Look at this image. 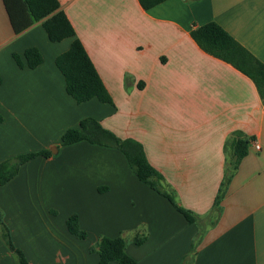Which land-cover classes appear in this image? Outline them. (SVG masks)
<instances>
[{"label":"crops","instance_id":"obj_1","mask_svg":"<svg viewBox=\"0 0 264 264\" xmlns=\"http://www.w3.org/2000/svg\"><path fill=\"white\" fill-rule=\"evenodd\" d=\"M59 1L113 103L78 104L69 96L56 58L73 39L50 42L41 22L14 34L0 0V163L52 153L0 186L2 220L16 246L31 264H99L89 252L92 235L131 234L126 251L136 264H183L203 222L192 264H264V103L250 78L191 36L215 22L264 63V0H168L148 11L138 0ZM31 47L44 58L35 69L24 57ZM86 118L141 143L198 223L142 183L118 149L62 145ZM238 132L253 140L214 208L233 162L226 142ZM72 214L88 239L68 232ZM16 263L0 238V264Z\"/></svg>","mask_w":264,"mask_h":264},{"label":"trees","instance_id":"obj_2","mask_svg":"<svg viewBox=\"0 0 264 264\" xmlns=\"http://www.w3.org/2000/svg\"><path fill=\"white\" fill-rule=\"evenodd\" d=\"M168 0H138L145 10H151ZM14 34L19 35L36 23L41 22L48 39L52 43L73 39L70 48L56 58V66L64 76L66 91L78 104L97 99L103 104H112V97L106 89L94 63L81 40L76 38L75 28L67 14L61 9L59 0H2ZM191 36L198 46L206 53L216 57L240 71L250 78L264 103V63L258 60L250 51L236 41L219 24L210 22L203 26L195 27ZM14 60L20 68L24 67L21 57L13 54ZM24 57L27 66L35 69L42 65L44 58L41 52L35 48H28ZM241 133H235L226 142L225 151L232 154L233 162L228 168L222 188L215 200L214 208H217L225 193V186L230 176L237 170L241 161L248 155L250 142ZM81 141L91 144L115 148L124 154L131 169L137 178L151 187L170 203L185 217L190 224H197L196 215L178 205L174 194L168 189L162 174L148 161L141 143L134 139H121L112 131L104 128L94 118H86L81 121L79 128L69 129L62 137V145H72ZM49 158L52 153L49 150L22 154L0 163V186L8 184L18 176L23 165L37 157ZM105 189H100L104 191ZM56 214L55 211H52ZM68 232L78 240H86L89 233L81 229L79 216L72 214L67 222ZM146 234L135 239V244L141 246L147 239ZM0 238L8 249L17 256L16 264H31L24 252L16 248L9 228L2 220L0 212ZM127 240L123 235L117 238L100 237L97 243L89 248L90 253H96L99 264H136L126 251ZM196 246L192 245L190 256L186 257L183 264H192Z\"/></svg>","mask_w":264,"mask_h":264},{"label":"rangeland","instance_id":"obj_3","mask_svg":"<svg viewBox=\"0 0 264 264\" xmlns=\"http://www.w3.org/2000/svg\"><path fill=\"white\" fill-rule=\"evenodd\" d=\"M52 150V149H51ZM203 223V222H202ZM199 224V226H200V228H202L201 230H200V233L198 234V236L196 237V238H194V241H193V243H192V245L194 246H196L197 245V243L200 241V239L202 238V236L204 235V230L206 229V227H204V225L203 224ZM203 228H204V230H203ZM90 236V235H89ZM145 236H147V235H145ZM133 237H134V235H131V234H129V235H126V240H128L127 242L129 243V242H131V240L133 239ZM94 238V241H93V243L90 245V247L91 246H93V245H95L96 243H97V241L99 240V238L100 237H95V236H91L90 237V239L92 240ZM89 239V240H90ZM12 241H13V243H14V240L12 239ZM14 245H15V247L16 248H19L18 246H16V244L14 243ZM89 247V248H90ZM191 248H192V246H191ZM10 251V250H9ZM10 253L12 254V256L15 258V261H17V256L13 253V252H11L10 251ZM91 254H95V255H97L96 253H91ZM188 256H190V253L188 254ZM187 256V257H188Z\"/></svg>","mask_w":264,"mask_h":264},{"label":"built area","instance_id":"obj_4","mask_svg":"<svg viewBox=\"0 0 264 264\" xmlns=\"http://www.w3.org/2000/svg\"><path fill=\"white\" fill-rule=\"evenodd\" d=\"M255 148H256L257 151H259L260 150V145L258 143H255Z\"/></svg>","mask_w":264,"mask_h":264}]
</instances>
